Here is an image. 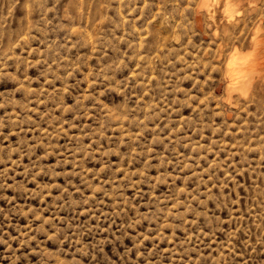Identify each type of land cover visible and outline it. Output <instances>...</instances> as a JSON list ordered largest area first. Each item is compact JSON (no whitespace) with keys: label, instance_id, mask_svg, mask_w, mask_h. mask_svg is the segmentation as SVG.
Instances as JSON below:
<instances>
[{"label":"rangeland","instance_id":"1","mask_svg":"<svg viewBox=\"0 0 264 264\" xmlns=\"http://www.w3.org/2000/svg\"><path fill=\"white\" fill-rule=\"evenodd\" d=\"M0 264H264V0H0Z\"/></svg>","mask_w":264,"mask_h":264},{"label":"bare ground","instance_id":"2","mask_svg":"<svg viewBox=\"0 0 264 264\" xmlns=\"http://www.w3.org/2000/svg\"><path fill=\"white\" fill-rule=\"evenodd\" d=\"M243 85H241V87H242Z\"/></svg>","mask_w":264,"mask_h":264}]
</instances>
